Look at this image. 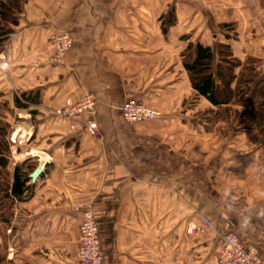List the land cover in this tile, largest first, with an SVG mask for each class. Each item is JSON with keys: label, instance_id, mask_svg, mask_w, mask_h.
<instances>
[{"label": "crops", "instance_id": "crops-1", "mask_svg": "<svg viewBox=\"0 0 264 264\" xmlns=\"http://www.w3.org/2000/svg\"><path fill=\"white\" fill-rule=\"evenodd\" d=\"M14 14L1 17L10 33L0 47L9 149L0 181L11 186L15 165L29 178L19 199L0 203L1 257L75 264L89 208L104 264H215L227 233L264 263L261 145L235 117L242 107L227 104L217 117L183 67L188 47L200 45L215 73L226 48L231 60L253 62L264 86V0H19ZM64 32L73 45L53 65L48 41ZM85 94L99 139L54 113ZM134 99L162 117L125 122L119 108ZM205 112L214 118L202 120ZM203 219L213 230L190 235Z\"/></svg>", "mask_w": 264, "mask_h": 264}, {"label": "trees", "instance_id": "trees-1", "mask_svg": "<svg viewBox=\"0 0 264 264\" xmlns=\"http://www.w3.org/2000/svg\"><path fill=\"white\" fill-rule=\"evenodd\" d=\"M19 0L0 1V47L10 29L2 18L13 19L18 11ZM2 17V18H1ZM226 48L220 50L221 63L216 72L212 71V52L210 48L196 45L189 46L183 61V67L188 73V80L197 94L206 98L209 103L220 108L216 115L219 118L229 114V110L223 106L227 104L238 105L243 111L239 114L235 111V117H239L240 125H244L255 143L264 145V86L258 79L253 62L246 61L240 64L234 59L228 58ZM241 68L236 74L235 70ZM5 130L0 129V168L5 170L8 164L9 149L5 142ZM11 186L7 185L6 178L0 181V203L9 197L19 199L26 188L29 178L26 168L15 165L13 168ZM2 176V175H1ZM0 264H12L0 256Z\"/></svg>", "mask_w": 264, "mask_h": 264}, {"label": "built area", "instance_id": "built-area-1", "mask_svg": "<svg viewBox=\"0 0 264 264\" xmlns=\"http://www.w3.org/2000/svg\"><path fill=\"white\" fill-rule=\"evenodd\" d=\"M51 57L49 63L61 65L64 55L73 45L72 38L68 32L53 35L49 39ZM7 61H0V71H5ZM95 99L85 94L76 103L66 101L62 108L54 113L61 119L70 121L72 130H81L91 138H100V130L97 124V111H95ZM123 120L130 124L159 120L162 115L158 110L147 107L137 100L124 102L120 108ZM85 115L83 122H76L78 117ZM214 226L209 220L203 219L202 223L194 224L188 229L190 235L205 233L213 230ZM79 243L77 248V259L75 264H104V253L102 252L98 225L93 212L84 208L80 222ZM219 253L215 264H264L258 249L245 247L238 235L232 233L223 234L221 238Z\"/></svg>", "mask_w": 264, "mask_h": 264}, {"label": "rangeland", "instance_id": "rangeland-1", "mask_svg": "<svg viewBox=\"0 0 264 264\" xmlns=\"http://www.w3.org/2000/svg\"><path fill=\"white\" fill-rule=\"evenodd\" d=\"M229 117H231L230 119L232 120V116L228 115V118H229ZM201 118H202V120L206 121V120H208V119H213L214 117L212 116V113H206V112H205V113L202 115ZM232 121L234 122L235 120H232ZM210 128L217 130L216 128H214V125H213V126L211 125ZM255 145H261V143H256ZM259 149H261V150H262V153H264V145H261V146L259 147ZM260 156L263 158L264 154H261V153H260Z\"/></svg>", "mask_w": 264, "mask_h": 264}]
</instances>
